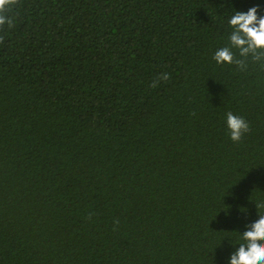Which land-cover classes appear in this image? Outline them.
<instances>
[{"label":"trees","instance_id":"1","mask_svg":"<svg viewBox=\"0 0 264 264\" xmlns=\"http://www.w3.org/2000/svg\"><path fill=\"white\" fill-rule=\"evenodd\" d=\"M252 7L19 0L0 31V264H229L264 201V70L212 57Z\"/></svg>","mask_w":264,"mask_h":264},{"label":"clouds","instance_id":"2","mask_svg":"<svg viewBox=\"0 0 264 264\" xmlns=\"http://www.w3.org/2000/svg\"><path fill=\"white\" fill-rule=\"evenodd\" d=\"M19 0H0V31L7 25L9 29L15 26V17L12 13L16 10ZM260 9L252 7L247 12L236 11L228 19L230 32L228 43L218 48L213 60L217 65H235L239 70L245 71L249 64L258 65L264 70V16H258ZM4 37L0 35V43ZM235 50V51H234ZM170 80V75L165 72L158 75L150 87H159L160 83ZM195 115V113H193ZM228 134L232 142L239 143L244 135L249 133V123L231 111L226 114ZM256 204L258 219L247 226V230L240 234L238 249L231 255L229 264H264V201ZM89 215L88 219H91ZM119 227L115 221L114 231Z\"/></svg>","mask_w":264,"mask_h":264}]
</instances>
